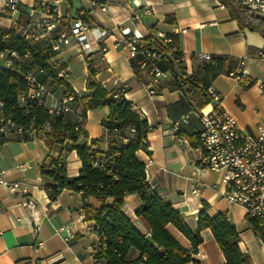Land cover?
Wrapping results in <instances>:
<instances>
[{
    "label": "crops",
    "instance_id": "obj_1",
    "mask_svg": "<svg viewBox=\"0 0 264 264\" xmlns=\"http://www.w3.org/2000/svg\"><path fill=\"white\" fill-rule=\"evenodd\" d=\"M92 1L105 5L106 10L92 7ZM67 5L74 14L85 10L92 27L88 32L91 49L87 54L72 41L52 56L55 66L65 69L64 80L70 88L78 96L84 95L90 68L95 70L94 79L108 91L118 93L124 86V97L150 125L146 134L148 146L136 150V157L145 165L146 181L152 192L170 202L192 231L197 227L198 212L205 204L210 216L225 213L239 233L238 245L249 255L250 264H264V242L253 230L244 209L225 197L221 174L198 167L202 149L191 140L198 136L202 125L195 111H209L215 101H205L200 87L182 88L174 77L168 76L159 79L156 94L150 95L144 86L146 77L132 63L120 29L127 27L143 36L150 34L153 28L176 34L178 48L196 80L204 76L200 68L204 59L199 58V54L231 56L230 65L242 70L243 81L250 83L244 86L227 73L216 75L209 83L219 92L222 106L249 132L264 125V57L260 55L264 35L240 28L221 0H65L60 8L64 10ZM63 93V85L54 83L46 104L51 105ZM108 113L107 106H99L88 109L82 116L76 102L63 113L65 120L80 122L85 134L79 141L91 145L98 158H103L108 149L109 133L102 125ZM186 113H189L187 120L180 121L179 128L174 129V122ZM92 140L96 141L92 143ZM120 142L124 145L127 139L122 138ZM59 158L63 160L67 176L78 175L81 161L68 139L50 147L42 136L23 139L10 132L1 143L3 178L24 185L35 199V205L32 209L26 208L18 194L0 184V264L17 261L94 264L98 235L93 229L94 220L86 218L82 210L80 193L65 187L55 199L48 195L47 188L54 179L42 171L41 165ZM19 163L28 166L21 170L16 167ZM193 187H197V191H192ZM86 201L95 209L102 204L93 196H88ZM111 201L112 198H107V202ZM140 203L137 194L128 193L121 208L144 233L147 229L135 214ZM167 227L191 253L193 261L184 264H225L209 228L201 230L203 240L194 247L171 224ZM38 240L43 243L39 248ZM138 254L137 249L130 248L126 258L134 259Z\"/></svg>",
    "mask_w": 264,
    "mask_h": 264
},
{
    "label": "trees",
    "instance_id": "obj_2",
    "mask_svg": "<svg viewBox=\"0 0 264 264\" xmlns=\"http://www.w3.org/2000/svg\"><path fill=\"white\" fill-rule=\"evenodd\" d=\"M221 1L231 10L240 28L256 30L264 35V17L250 13L237 0ZM83 18L88 19L85 15ZM170 22H173V19ZM156 30L153 28L150 34H154ZM4 33L5 31L0 28V49L13 48L19 52L28 50L29 63L43 71L39 76L41 81L48 79L51 85L54 83L63 85L64 93L73 91L63 78L57 76L62 66L56 67L50 61L55 51L51 49L48 40L28 42L16 28L6 31L7 36L2 39ZM165 33L171 36V41L168 44L160 41V47L165 52L176 48L175 55H179L181 52L178 51L176 34L171 31ZM171 60V57L165 55L159 62L160 68L173 69ZM230 61L229 55H210V59L203 60L200 65L204 76L196 80L192 72L185 80L190 86L200 87L203 99L208 101L210 97L206 87L210 84L209 81L220 73L229 74L234 71ZM94 74L95 70L90 68L86 82L87 92L82 96L76 94L73 103L76 102L79 105L82 116L91 108L107 106L109 109L107 117L102 120V125L109 133L108 149L103 157V165L95 162L96 159L100 161L103 158L97 157L91 145L79 141L81 135L74 130V126L79 125L85 134L80 122L65 120L63 113L51 116L45 105L33 100L25 104L20 103L19 94L28 88L22 68L0 66V111L4 118L27 128L28 131L21 136L23 139L42 136L50 147L54 143H62L68 139L70 147L76 150L81 161L77 176H67L61 158L52 159L48 164L43 163L41 169L54 179V183L47 188L50 199H55L60 190L65 187L80 193L82 210L86 218L93 219L95 222L98 243L94 257L98 264H184L193 261L189 249L169 231L168 224L186 236L194 247L203 240L201 230L209 228L224 255L225 264H250L249 255L238 245L239 233L225 213L219 212L210 216L205 204L198 212L197 227L192 231L186 225L182 214L170 202L163 200L154 192H149L145 165L137 159L136 150L147 148L148 141L143 142V139L146 140L150 125L145 118L140 117L132 109L130 101L123 95L125 89L118 93L108 91L94 79ZM174 79L181 85L176 76ZM239 81L244 86L250 83H245L243 78ZM122 138L127 139L124 145L120 142ZM95 141L92 140V143ZM191 142L198 145V136ZM128 193L137 194L141 200L135 214L143 221L147 229L144 233L140 232L133 225L130 217L122 211L124 196ZM88 196L100 200L101 207L95 209L88 204L86 201ZM107 198H112V201L107 202ZM249 222L251 225L255 223L254 219H249ZM261 240L264 242V236H261ZM130 248L139 251L134 259L126 258Z\"/></svg>",
    "mask_w": 264,
    "mask_h": 264
},
{
    "label": "built area",
    "instance_id": "obj_3",
    "mask_svg": "<svg viewBox=\"0 0 264 264\" xmlns=\"http://www.w3.org/2000/svg\"><path fill=\"white\" fill-rule=\"evenodd\" d=\"M64 1L0 0V28L5 31L2 39L7 36L6 31L16 28L28 42L48 40L55 53L73 41L82 53L87 54L91 49L88 32L92 27L88 19L83 18L84 15L86 16V11L80 9L74 14L68 5L62 10L60 4ZM237 1L250 13L264 17V0ZM91 6L106 10L105 5H100L97 1H92ZM120 32L126 38L132 63L146 77L144 86L150 95L156 94L159 79L164 76H176L182 88L190 86L185 79L192 73V68L182 53L175 55L176 48L165 52L160 47V41L168 44L171 36L160 29L147 36L137 34L127 27L121 28ZM29 55L28 50L19 52L13 48L0 49V59L3 60L4 67L23 69V77L28 83V88L19 94L20 103L36 101L45 105L51 116L69 111L76 93L65 92L51 105H47V98L52 93L48 79L45 81L39 79L43 71L29 63ZM165 55L171 57L173 69L160 68L159 62ZM260 55L264 57V49L260 51ZM198 57L204 60L210 59V55L206 53H201ZM50 61H53V57ZM65 74V69L57 72V76L63 79ZM229 75L238 80L244 78V73L240 69L229 72ZM124 88L122 86L121 91ZM206 92L210 100L215 101V105L209 111L201 109L195 111L202 125L198 132L199 146L202 149L198 167L210 168L221 174V180L225 185V197L231 203L240 205L248 219H254L255 223L251 226L261 238L264 236V125H258L254 132L242 129L236 118L222 106L220 94L211 84L206 87ZM188 116L189 113H186L176 120L174 129H178L180 121H186ZM74 130L84 136L79 125H75ZM26 131L28 130L24 126L4 118L0 111V145L10 132L22 136ZM146 141L147 139H143V142ZM95 162L103 165L104 158L100 161L96 159ZM27 166L25 163H19L16 167L24 170ZM0 184L18 194L26 208L32 209L35 205V199L28 193V189L17 180L4 179L2 171H0ZM192 191H197V187H193ZM93 229L95 230V226ZM33 233L35 235L38 233L37 226L33 228ZM42 244V241L38 240L37 248ZM14 264L26 263L17 261ZM94 264H98L96 258Z\"/></svg>",
    "mask_w": 264,
    "mask_h": 264
},
{
    "label": "rangeland",
    "instance_id": "obj_4",
    "mask_svg": "<svg viewBox=\"0 0 264 264\" xmlns=\"http://www.w3.org/2000/svg\"><path fill=\"white\" fill-rule=\"evenodd\" d=\"M52 64L55 65L54 61H52ZM2 65H3V60L0 59V66H2ZM48 82H49V80H48ZM49 87H50V90L53 91V85L49 84Z\"/></svg>",
    "mask_w": 264,
    "mask_h": 264
},
{
    "label": "water",
    "instance_id": "obj_5",
    "mask_svg": "<svg viewBox=\"0 0 264 264\" xmlns=\"http://www.w3.org/2000/svg\"><path fill=\"white\" fill-rule=\"evenodd\" d=\"M149 192H152V189L151 188H149Z\"/></svg>",
    "mask_w": 264,
    "mask_h": 264
}]
</instances>
